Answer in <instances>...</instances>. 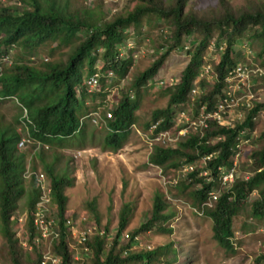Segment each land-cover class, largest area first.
<instances>
[{"label":"trees","instance_id":"1","mask_svg":"<svg viewBox=\"0 0 264 264\" xmlns=\"http://www.w3.org/2000/svg\"><path fill=\"white\" fill-rule=\"evenodd\" d=\"M187 3L188 0H172L169 4L164 0H140V4L126 15L120 14L112 20H104L88 9L80 10L79 14L71 13L68 2L62 3V0L0 1V55L9 54L10 50L15 53V49L17 55L12 67L3 69L0 96L19 98L28 112L31 120L29 130L35 140L53 145L58 140V145L63 147L62 144L71 138L84 139L85 128L81 119L105 103L109 91L105 90L103 81L106 80L108 86L117 87L126 76L133 63V55L127 50L125 55H121V42L136 38L143 30L145 20L160 33L150 43L151 55L157 58L134 79L131 90L122 87L118 89L121 96L111 110L112 118H108L104 111L101 113L105 119L101 125L107 130L103 139L104 147L118 150L123 146L132 126L140 122L135 113L139 107L140 90L147 88V81L160 72L172 52L183 49L189 55L190 61L175 86L165 85L164 94L169 95L167 107L155 110L152 119L146 124L150 127L151 121L163 118L160 128L171 127L176 107L188 100L198 72L204 65L205 52L217 35V48L226 43L220 62L214 69L218 80L205 97L197 99L194 114L198 115L204 103L210 109L219 97L227 72L237 64L235 45L239 40L248 38L256 41L260 48L258 55L264 60V4L236 12L231 9L227 0H220L221 13L209 18L186 12ZM148 33L143 34L144 39H149ZM187 39H194L192 46L191 42L186 44ZM135 41L138 43V40ZM51 43L55 46L49 48ZM64 46H70V53L65 61L41 60L40 66L29 65L26 53L29 57L37 56L41 50L48 48L52 56L58 48ZM87 62L90 76L99 72V91H89L82 80V71L86 69ZM206 84L207 80L204 78L201 85L205 87ZM88 101L93 104L90 106ZM261 110H264V103L256 102L255 108L246 113L244 122L234 129L210 123L204 131L193 133L179 142L176 148L156 147L149 158L153 165L179 170L186 163L197 164L203 156L219 151L205 168L209 171L210 181L205 176H199L203 169L197 167L186 180L178 177L176 186L179 189L177 194L181 196L186 193L192 199L191 203L199 209H202L211 192L220 190L216 204L212 208L204 209V215L213 223L214 238L228 252L235 251L234 221L247 204L251 206L250 216L256 221H264V145L249 156L253 171L248 179L238 176L225 189H222L219 179V168L227 169L232 165L233 149L240 132L255 126L254 118ZM9 130L11 129L0 130V233L5 239V259L10 264H39L41 253L34 243L38 230L33 214L41 191L35 176L27 182L24 176L27 169L24 156L17 154L19 136H11ZM219 137L222 139L218 140ZM46 168L51 180L53 204L56 205L53 218L57 222L55 230L58 231L52 251L61 258V264H78L71 246V233L65 226L69 200L65 191L74 182L69 175L61 176L50 170L49 165ZM254 193L258 196L250 202ZM22 197H26L27 205L23 228L27 235V245L32 250L21 245L13 228L15 223L17 225L13 211ZM167 207L164 196L158 193L154 198L151 216L131 234L128 244L121 245L120 238L131 217L130 206L126 205L122 209L119 227L109 242V227L102 228L100 215L96 212V202L90 203L97 227L80 243L83 248H88L90 255L80 263L151 264L158 255L159 263L162 262L161 257L166 264L174 263L178 251L175 247L164 246L138 253L131 252L136 236L142 232L154 228L162 233L172 231L171 228L163 226L171 218V214L165 212ZM256 264H264L263 255L256 259Z\"/></svg>","mask_w":264,"mask_h":264},{"label":"rangeland","instance_id":"2","mask_svg":"<svg viewBox=\"0 0 264 264\" xmlns=\"http://www.w3.org/2000/svg\"><path fill=\"white\" fill-rule=\"evenodd\" d=\"M66 1L71 13L79 14L80 10L88 9L93 11L99 19L102 18L104 20H112L120 14L126 15L140 4V0H62V3ZM171 1L164 0L166 4ZM227 1L231 9L236 12L249 10L264 4V0ZM185 11L209 18L216 17L221 13L220 0H188ZM143 24H145L144 28L136 38L121 42V52L125 55V50H127L133 55V63L126 76L120 80V84L117 87L108 86L106 81H103L105 89L112 87L113 98L110 104L119 101L121 96L119 88L131 90V83L134 79L157 58L151 55L150 43L160 33L155 26L148 25L145 20ZM165 30L169 31V29ZM147 33L149 34L148 37H150L149 39H144L143 34L146 35ZM217 38L216 35L214 43L206 50L204 64L210 59H216L215 55L218 49L215 41ZM135 39L138 40V43H136ZM189 42H191L190 46H192L194 39H187L186 44H189ZM158 43H160L159 40ZM54 46L55 44L51 43L49 48ZM47 49L41 50L37 56L32 55L29 57L28 53H26L27 58H29V65L40 66L42 65L40 64L41 60L65 61L70 53V46L58 48L52 56ZM235 49L237 63L253 62L264 69V60L258 55L260 48L256 41L242 38L236 43ZM247 51L252 53L248 54ZM15 55L16 49L15 53L10 55L9 60L14 62L17 58V55ZM189 61L190 57L185 50H175L168 57L167 62L155 78H150L147 81V88L140 90L139 107L135 111L140 118V122L132 126L120 149L114 150L104 147L103 139L107 130L104 129L103 125L90 118L83 119L85 121L84 139L75 137L76 140H67L63 144V148L58 145L59 143L57 142L59 141L57 140L54 145H50L49 150L46 149L45 161L33 156L31 144L27 146V168L34 165L38 172L45 173L46 167L44 163H49L51 164L50 170H55L61 176L69 174L74 182L73 186L65 191L69 198L66 206V216H72L75 220L73 230H75L76 238L71 241V244L74 259L78 260V264H81L83 259L90 256L89 252L84 251V248L80 245L81 234L90 230V232H93L97 227L95 213L91 211L90 203L96 202V212L100 215L102 228L109 227V242L119 227V215L122 209L126 205L130 206L131 217L120 238V244L126 245L129 243L126 234L131 235L151 216L154 198L158 193L164 196L168 204L165 212L171 214V218L163 226L171 228L172 231L162 233L154 228L142 232L139 234L138 243L131 249L132 253L145 251L147 248H153L152 250H154L164 246L175 247L178 249L177 260L172 264H256V259L261 255L264 256V221H256L250 216V204H247L240 211L238 217L235 218V251L228 252L214 238L212 221L207 216L201 215L196 211V207L191 203L192 199L186 193L181 196L177 194L179 190L176 186L179 181L178 177L186 180L187 176H182L178 170L159 167L149 161L155 146H152L151 139H149L150 132L146 124L152 119L155 110L166 108L169 102V95L164 94V87L160 86L159 79L175 78L178 80ZM88 67L89 64L87 62L86 69L82 71L83 82H86L90 76ZM199 73L200 71L198 75ZM208 84L211 86L210 83ZM79 90L82 91L84 89ZM254 90L258 102L264 103V76L256 81ZM14 97L19 100L17 96ZM87 103L89 105L93 104L91 101ZM22 114V109L15 100L1 101L0 130L11 128L12 130L8 131L11 136L16 135L15 130L23 135L25 126L22 121L18 122ZM92 114L97 115L95 113ZM254 130L255 133L251 144H245L242 156L238 160L240 165L239 176L251 174L253 166L249 156L253 151L264 145V112L257 117ZM79 150L84 151L83 153L81 151V155L77 157L76 154ZM49 178L50 176L47 174L45 186L51 185V182H48ZM257 196V193H254L250 198V202ZM54 208H56V205L53 206L52 203L48 215H51L52 211L55 214ZM26 215V197H22L17 201V208L13 211L15 222H17V225L15 223L13 228L16 230L21 245L24 248L26 247L27 250H31L25 244L27 235L23 227ZM4 243L5 239L0 233V264H10L5 259L6 249ZM153 261L151 264H166L163 257H161L162 262L159 263V255L155 256Z\"/></svg>","mask_w":264,"mask_h":264},{"label":"built area","instance_id":"3","mask_svg":"<svg viewBox=\"0 0 264 264\" xmlns=\"http://www.w3.org/2000/svg\"><path fill=\"white\" fill-rule=\"evenodd\" d=\"M225 46L226 43L220 44L217 48L218 51H216V59H210L201 66L200 73L196 77L193 88L188 95V105L182 103L177 106L178 112L174 126L167 130H160V120L151 124L149 128V139H151L152 146L175 147L180 141L184 140L189 135L204 131V129L209 127L210 123H216L226 129H234L238 124H242L244 122L246 119V113L255 108L258 100L256 98L254 87L256 85V81L264 76V69L253 62H241L237 63L227 72L224 78V85L221 89V93L216 101L213 102L211 108L209 109L208 104L204 103L199 114H194V105L197 99L205 97L208 91L214 87L215 82L218 80V75L215 73L214 69L220 62L218 59H221ZM247 53L251 54L252 52L247 51ZM121 55H124V53L121 52ZM6 59L9 58L6 57ZM110 75H112V73H110ZM204 78L207 80L205 87L201 85ZM177 81L178 80L175 78H164L159 79V84L162 87L167 84L173 87L178 83ZM208 83H210L211 86ZM89 84L94 87L98 84V74H95L92 77ZM262 112H264V110H261L259 115ZM108 116L111 117L112 114L108 112ZM257 117L254 118L255 121ZM254 133V128L242 130L233 150L234 153L231 167L227 169L224 167L219 168L221 171L219 179L223 188L230 187L239 176L240 165L238 160L242 156L245 144H251ZM219 139L222 138L219 137L218 140ZM218 153L219 151H216L203 156L201 162L199 163V167L203 169L200 172V176L207 177L208 181L211 179L208 177L209 171L205 168H207L208 162L211 161ZM196 167L197 165L187 164L182 167L180 172L183 176H185L189 172L194 171ZM249 176L250 175L247 174L244 177L248 179ZM219 194L220 190L211 192L208 200L203 203L202 207L212 208L216 204ZM47 214L48 208L44 204H39L33 214L34 223L38 230V236L34 239V243L40 249L42 254V259L39 264H61V258L52 252L53 241L58 237V231L55 230L56 223L54 220L49 219ZM74 225L75 221L73 218L68 217L66 220V226L69 228L71 236L75 239L76 234L74 233L75 230H73ZM90 231L83 232L81 234L80 243L86 239L88 234L91 233ZM25 244H27V242ZM27 247L32 249L29 245H27ZM84 251H88V248H84Z\"/></svg>","mask_w":264,"mask_h":264},{"label":"clouds","instance_id":"4","mask_svg":"<svg viewBox=\"0 0 264 264\" xmlns=\"http://www.w3.org/2000/svg\"><path fill=\"white\" fill-rule=\"evenodd\" d=\"M1 2H4V0H0ZM12 53H14L13 52V50H10V52H9V54H7V55H3V53H2V55H0V77L2 76V74H3V69H4V67H12V65H13V61L11 60H9L10 59V55L12 54ZM6 57H8L9 59H6ZM46 59H48V58H46ZM95 74H98L97 72L95 73ZM95 74H93V75H91L89 78H88V80L85 82V84H86V86H88V88H89V91H99L100 90V88H99V86H100V80L101 79H99L100 77L98 76V84L94 87V86H91L90 84H89V81L92 79V77L95 75ZM155 78V77H154ZM106 81V80H105ZM154 81V80H153ZM152 84V83H151ZM150 84V85H151ZM103 86H104V84H103ZM2 87V85H1V83H0V90L2 89L1 88ZM165 87V86H164ZM106 91H109V93L107 94V96H106V98H105V103L104 104H102V105H100V106H98L97 107V109L96 110H93V111H91L90 113H89V115H85L82 119H81V121L83 122V125L85 124V121L83 120L84 118H90V119H92L93 121H95V122H97L98 124H103L104 122H105V119H104V117H102V112L103 113H105L106 114V116L108 117V118H112V116H113V114H112V108L114 107V105L116 104L115 102H114V104H110V102H111V99L113 98L112 97V93H111V88H110V90L109 89H105ZM77 92H78V90H77ZM111 95V96H110ZM4 100H6V101H16V103L18 104V105H20V107H21V109H22V116H21V118L18 120V122L19 121H22L23 122V124H24V126H25V132L23 133V135L20 133V132H18L17 130H15L14 132L16 133V135L17 136H19V141H18V143H17V150H18V152H17V154L19 155V156H21V155H23L24 156V160H25V163H26V156H27V151H26V148H27V146L29 145V144H31V147H32V150H33V156H35L36 158H41L43 161H45V154H46V152H47V150H49L50 149V145H53V144H48V143H45V142H41V141H37V140H35L34 138H32L31 137V134H30V130H29V124L31 123V120H29V116H28V112H27V110L24 108V105L19 101V100H17L14 96H5V97H1L0 96V102L1 101H4ZM185 102H187V100L185 101ZM185 102H182V103H185ZM181 103V104H182ZM110 104V105H109ZM180 105V104H179ZM178 105V106H179ZM108 112H110L111 114H112V116L111 117H109L108 116ZM177 112H178V109H177V107H176V112H175V116H174V121H173V124H172V126H174V124H175V120H176V117H177ZM92 113H95V114H97L96 116L95 115H93ZM258 115H259V113H258ZM257 115V116H258ZM256 116V117H257ZM161 121L160 122V126H161V123L163 122V118H159V119H157L156 121ZM156 121H151V124L153 123V122H156ZM103 122V123H102ZM151 124H150V126H151ZM255 124H256V121H255ZM171 126V127H172ZM171 127H169V128H171ZM147 128H150V127H147ZM169 128H167V129H169ZM254 128V127H253ZM5 129V128H4ZM9 129H11V128H9ZM167 129H161L160 128V130H167ZM12 130V129H11ZM190 136V135H189ZM188 136V137H189ZM187 137V138H188ZM187 138H185V139H187ZM184 139V140H185ZM69 140H76L75 139V137L74 138H71V139H69ZM184 140H182V141H184ZM67 141V140H66ZM65 141V142H66ZM64 142V143H65ZM181 142V141H180ZM63 143V144H64ZM63 144H62V146H63ZM178 146V144L175 146V148ZM156 147H158V146H156ZM155 147V148H156ZM159 147H164V146H159ZM61 148H63V147H61ZM165 148H167V147H165ZM172 148H174V147H172ZM47 149V150H46ZM234 150V149H233ZM82 151V153H83V151L84 150H81ZM80 150L77 152V157H79L81 154H80V152H81ZM16 154V155H17ZM200 163V162H199ZM187 164H194V163H186V164H184V165H187ZM46 165H49V166H51V164H49V163H44V166L46 167ZM184 165H182V167L184 166ZM194 165H197V167L198 168H200L199 167V165H198V163L197 164H194ZM27 166V165H26ZM31 167V168H30ZM30 167H28L27 169H26V171H25V173H24V176H25V178H26V180H27V182H29L30 180H31V178L33 177V176H35V178H36V180H37V185H38V187L40 188V191H41V195H40V199H39V201H38V203H37V207L39 206V204H44L47 208H48V211H49V208H50V206L52 205V203H53V196H52V189H51V185H46L45 186V182H46V179H47V174H48V172H47V168H45V173H42V172H38V170H36V167L33 165V166H30ZM53 167H54V165H53ZM182 167L178 170L179 172L181 171V169H182ZM196 167V168H197ZM201 169V168H200ZM261 170V169H260ZM195 171V170H194ZM194 171H192V172H194ZM54 172L56 173V171L54 170ZM192 172H189L187 175H185V176H187L186 178H188V175L190 174V173H192ZM181 173V172H180ZM252 173V172H251ZM69 175V174H68ZM182 175V174H181ZM251 175V174H250ZM70 176V175H69ZM183 176V175H182ZM199 176H200V174H199ZM241 177H244V176H241ZM250 177V176H249ZM245 178V177H244ZM183 179V178H182ZM246 179V178H245ZM48 182H51V180H50V178H49V181ZM221 187H222V185H221ZM222 189H225V188H223L222 187ZM53 206H54V204H53ZM37 209V208H36ZM204 209H206V208H203L202 207V209H199V208H197L196 207V211L199 213V214H203L204 215ZM67 214V213H66ZM55 214L53 213V211H52V214L51 215H48L47 214V217L49 218V219H52V220H54L55 221V223L57 224V222H56V220L53 218V216H54ZM68 217H72V216H66V220H67V218ZM73 218V217H72ZM73 220H74V218H73ZM75 221V220H74ZM65 226H66V222H65ZM67 227V226H66ZM67 229L69 230V228L67 227ZM71 233V232H70ZM128 235V236H127ZM72 237V236H71ZM126 237L129 239V242H130V240H131V235H129V234H126ZM73 237H72V241H73ZM138 239H139V235H137L136 236V243L134 244V245H136L137 243H138ZM52 246H53V244H52ZM71 246H72V244H71ZM147 249H149V250H151V249H153V248H147ZM32 250V249H31ZM53 252V251H52ZM41 253V252H40ZM41 259H42V254H41ZM76 261H78V260H76Z\"/></svg>","mask_w":264,"mask_h":264}]
</instances>
